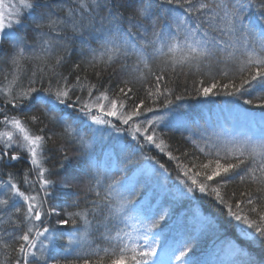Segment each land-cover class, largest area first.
I'll return each mask as SVG.
<instances>
[{
    "label": "snow or ice",
    "instance_id": "obj_1",
    "mask_svg": "<svg viewBox=\"0 0 264 264\" xmlns=\"http://www.w3.org/2000/svg\"><path fill=\"white\" fill-rule=\"evenodd\" d=\"M5 7L0 264H264V0Z\"/></svg>",
    "mask_w": 264,
    "mask_h": 264
},
{
    "label": "trees",
    "instance_id": "obj_2",
    "mask_svg": "<svg viewBox=\"0 0 264 264\" xmlns=\"http://www.w3.org/2000/svg\"><path fill=\"white\" fill-rule=\"evenodd\" d=\"M135 2V0H111V4H112V7L115 8L117 5H122V7L120 8L121 11H124L125 10V7H130L131 5H133V3ZM125 15H127V13H125ZM73 55L75 56V52L73 53ZM0 71H2V66H0ZM0 79H2V76H0ZM93 80H95V77H93ZM105 82H107V78L105 77ZM210 107L212 109H216L217 105L216 104H210ZM205 112V116L207 115V109L204 110ZM201 123H203V121H201ZM174 141L176 142H179V146L181 147H184V143L183 141L181 140L180 138V133H174ZM187 135V133H185V136ZM54 202L55 203H58L60 206H63V199L59 196L55 197L54 198ZM204 207L207 211H210V212H215L216 209L210 204V203H205L204 204ZM54 223V221H53ZM167 223H169V227H175V233L178 234L179 231H180V228H179V224H178V221H177V218L174 217L173 219H170ZM167 224H165L164 226H166ZM59 227V226H58ZM167 229V227H166ZM166 229L164 230V233H166ZM170 230V229H169ZM177 230V232H176ZM228 235L230 237H232V233L229 232ZM179 238V236H178ZM67 240V236H65L63 238V242H66ZM213 239L211 237H208V236H202L200 237L199 239V243L198 245L195 247V255L196 256H200L202 253H205V252H208V251H211L212 247H213ZM251 253V255L257 259L260 258L261 255H264V252H262V249H261V246L260 245H252L250 249H248ZM71 258V257H69Z\"/></svg>",
    "mask_w": 264,
    "mask_h": 264
},
{
    "label": "rangeland",
    "instance_id": "obj_3",
    "mask_svg": "<svg viewBox=\"0 0 264 264\" xmlns=\"http://www.w3.org/2000/svg\"><path fill=\"white\" fill-rule=\"evenodd\" d=\"M3 3L6 5L5 11L7 12V11H11L12 10L11 6H19L20 3H21V0H3ZM25 11H27V10H25ZM166 227H167V229H166ZM165 229H166V231H165L166 233L165 234L169 237L170 242H171V238L172 237L178 238V234L175 233V227L174 226L173 227H171V226L169 227V223H167V225L164 226V230ZM176 232H177V230H176Z\"/></svg>",
    "mask_w": 264,
    "mask_h": 264
}]
</instances>
